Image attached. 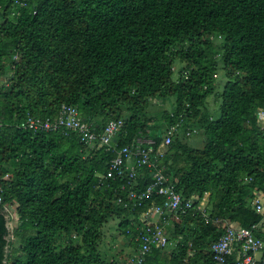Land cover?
<instances>
[{
    "label": "trees",
    "instance_id": "obj_1",
    "mask_svg": "<svg viewBox=\"0 0 264 264\" xmlns=\"http://www.w3.org/2000/svg\"><path fill=\"white\" fill-rule=\"evenodd\" d=\"M219 69L226 81L216 92ZM0 78V264H107L113 217L134 248L130 264L147 202L130 194L152 172L132 159L134 178L126 169L110 178L109 162L137 138L158 147L176 124L159 166L184 200L208 194L209 220L200 203L178 211L172 264H214L210 246L228 223L262 219L252 201L264 194V0H0ZM211 94L217 116L206 109ZM158 97H174L162 119L146 112ZM62 104L97 132L122 120L113 148L19 126L29 113L54 118ZM195 134L202 148L189 143ZM6 206L16 208L12 229ZM167 250L143 264L168 263Z\"/></svg>",
    "mask_w": 264,
    "mask_h": 264
},
{
    "label": "built area",
    "instance_id": "obj_2",
    "mask_svg": "<svg viewBox=\"0 0 264 264\" xmlns=\"http://www.w3.org/2000/svg\"><path fill=\"white\" fill-rule=\"evenodd\" d=\"M257 114L264 127V111L259 110ZM123 124L122 120L111 119L103 129L97 132L92 124L87 123L82 118L77 107L67 104H62L54 118H42L29 113L25 119L19 122L21 128L33 132L74 133L81 143L91 148H105L107 151L113 148L112 144L116 134L123 127ZM177 126L178 124L168 128L164 140L158 147L155 148V141L152 138H137L132 145L124 146L116 151V155L109 162L106 176L110 178L116 174L121 175L125 169L129 170L130 178H134L135 167L129 165L132 159L135 160L137 166H146L152 172L151 181L146 189L140 194H130L132 199L147 201L137 216L142 227L135 235L138 249L130 264H143L146 255L151 250L154 248L165 249L169 246L168 226L173 224V220H180L179 210L184 212L193 207L195 203H200V211H202L206 221L209 220L205 209L208 194L206 193L202 198L193 195L184 200L175 191L174 185L169 182L168 177L164 175L159 166V158L163 156L166 148L170 145ZM154 195L162 196L164 203H157L152 199ZM119 201H122L121 197ZM11 207L13 208V206H6V211ZM252 207L255 212L262 215V219L248 228L236 223H228L224 234L210 246L214 264H257L264 262V241L259 237L260 234L264 235V194L262 192L257 193L256 198L252 201Z\"/></svg>",
    "mask_w": 264,
    "mask_h": 264
},
{
    "label": "rangeland",
    "instance_id": "obj_3",
    "mask_svg": "<svg viewBox=\"0 0 264 264\" xmlns=\"http://www.w3.org/2000/svg\"><path fill=\"white\" fill-rule=\"evenodd\" d=\"M175 70L180 68V63L176 62L175 64ZM217 87L216 92L220 91L222 87L220 85L226 81V78L224 76V71L222 69L218 70L217 74ZM3 82V79L0 78V83ZM174 105V97H167L163 99L162 97L158 98H151L148 100V104L146 107V112L149 116L155 115V117H159L162 119L164 117L163 115L166 113V111H170L173 108ZM219 102L217 101V97L215 94L209 95L207 98L206 103V109L211 112V114H214V116L218 115L219 111ZM178 136L183 139L181 130L178 132ZM189 143L195 147H203V142L201 140L200 134H195L192 138H190ZM10 174L5 175V177H9ZM14 208V207H13ZM12 207L9 208L8 212V218H9V227L12 229L14 226V223L16 221V216L14 217V209ZM120 218L113 217L108 220V222L104 225V237H105V247H102V252L104 254V263L107 264H123L124 259L126 256L134 252V248L132 244H130L129 238L125 237L120 233V231L117 229V224L119 222ZM17 245V243H14ZM176 245V242L170 239V244L166 248L167 253L165 252L163 257H166V259L169 258V262L166 264H172V252L174 249V246ZM106 253V256H105ZM166 255V256H165Z\"/></svg>",
    "mask_w": 264,
    "mask_h": 264
},
{
    "label": "clouds",
    "instance_id": "obj_4",
    "mask_svg": "<svg viewBox=\"0 0 264 264\" xmlns=\"http://www.w3.org/2000/svg\"><path fill=\"white\" fill-rule=\"evenodd\" d=\"M16 207V206H15ZM16 209V208H15ZM263 263V262H262Z\"/></svg>",
    "mask_w": 264,
    "mask_h": 264
},
{
    "label": "crops",
    "instance_id": "obj_5",
    "mask_svg": "<svg viewBox=\"0 0 264 264\" xmlns=\"http://www.w3.org/2000/svg\"><path fill=\"white\" fill-rule=\"evenodd\" d=\"M261 264V262H259Z\"/></svg>",
    "mask_w": 264,
    "mask_h": 264
}]
</instances>
